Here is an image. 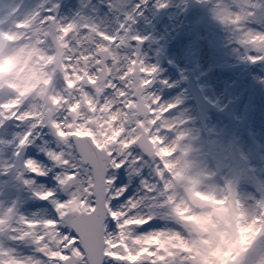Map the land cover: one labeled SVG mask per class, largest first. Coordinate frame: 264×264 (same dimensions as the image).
Listing matches in <instances>:
<instances>
[{
    "label": "snow or ice",
    "instance_id": "obj_1",
    "mask_svg": "<svg viewBox=\"0 0 264 264\" xmlns=\"http://www.w3.org/2000/svg\"><path fill=\"white\" fill-rule=\"evenodd\" d=\"M16 4L28 23L40 25V47L49 54L61 50L66 67L52 82L63 103L50 118L27 104L0 101V176H13L35 198L31 207L44 209L36 216L20 214L16 196L0 204V264H186L183 250L170 244L183 238L184 222L158 193L183 174L176 158L187 154L180 147L186 133L178 130L182 120L166 115L179 101L161 103L151 91L156 66H145L135 48L122 51L127 41L144 39L128 36L133 15L126 14L110 34L95 24L61 20L55 3ZM212 11L241 33L239 43L253 50L246 56L250 62L264 61V32L249 24L264 12V0H215ZM146 162L151 179L144 175ZM132 165L144 177L146 195L137 198L121 178ZM189 179L193 191L221 203L249 233L245 251L264 244V202L247 208L231 187H201V174ZM160 219L168 223L160 226Z\"/></svg>",
    "mask_w": 264,
    "mask_h": 264
},
{
    "label": "bare ground",
    "instance_id": "obj_2",
    "mask_svg": "<svg viewBox=\"0 0 264 264\" xmlns=\"http://www.w3.org/2000/svg\"><path fill=\"white\" fill-rule=\"evenodd\" d=\"M9 3L10 0H7ZM55 2L50 1L49 4H53ZM113 5L118 7L123 5L121 0H113ZM98 12L96 10H93L92 15L94 16V23L95 24H103L104 26L107 25V18L103 15H97ZM214 21L220 22L222 26H220L218 29L221 33L224 34L228 32L227 27H231L233 25H228L222 23L220 20H218L214 15L212 11V18ZM264 22V21H263ZM26 30H30L29 33L21 34L20 35V46H18L17 50H14L13 53H11L10 56L5 57L0 63H3V65L6 66V71L9 72L8 79L5 80L2 85L0 86V101L7 100L9 105H11L14 102H19L22 104H27L30 108L34 110V104L39 101L38 96H41L44 94V98L49 96L51 92L53 91L52 87V81L46 82L42 76L45 75V73L49 70L50 65L42 60L38 56V51L44 50L47 48L40 47V40H39V34L38 31H35V23L32 21L31 23L25 22ZM251 25V30L253 32H264V23L262 24H256L252 25L251 22H249ZM15 26H7L3 30V34H9V33H15V31L12 32V28ZM40 28V26L38 25ZM235 27V26H234ZM236 34L240 37L241 33L237 30L235 27ZM212 38L214 39H220L221 37H214L212 35ZM34 44L38 45L40 48H36ZM222 44V40L220 42V45ZM239 45H241L239 43ZM221 54L224 57L227 56H234L235 53L240 49L235 43H233L232 39L229 38L227 41L225 40L222 44ZM237 51H236V50ZM30 50L32 54L30 56L32 57V60L29 59L30 56L27 57L29 59L28 67L26 69L27 73L20 74L17 76V72L15 69L17 68V62L20 60L22 54L27 55V51ZM24 51H26L24 53ZM236 51V52H235ZM246 56L248 55V52L245 53ZM243 56V55H242ZM246 56L241 57L240 61L236 65H228L225 63L222 65L223 68H231V73H224V78L226 80H222V82H226L225 85L229 87H238L240 90L242 87L249 86L251 89L248 91V94L253 95V105L249 109L250 112L247 114L246 118V127L244 126L245 136L242 142H253V145H255L259 150L264 149V131L261 126V121H264V70L259 67L261 63H264V61H258L256 66L249 65V60L246 58ZM225 61H228V59H223ZM243 61L245 63V66H243ZM254 73V74H252ZM226 74V75H225ZM17 78L18 83L20 81H25L29 79L31 81L33 78V81L30 85L25 87L22 90H17L16 83L14 82V78ZM254 77V81H251ZM28 82V81H27ZM26 83V82H25ZM25 83H22L20 85H24ZM236 83L239 85H236ZM205 88L207 89L206 85ZM179 99V106L176 108V112L174 114L176 120H182L183 123L179 125V127H184L185 125H188L186 122L188 121L189 126H191V119L189 118L190 112L185 106V104L180 100L179 96L176 97V100ZM58 106H60V102H55V97L52 96V100L49 101V109L51 110V116L54 115L57 110ZM50 116V117H51ZM111 123V119L107 121ZM180 131V129L178 128ZM186 135L184 138L180 141L181 148L187 149L186 156L178 154V164H181V166L185 167V171L188 174V178L185 179L181 176H176L174 180L168 181L166 188L158 189V193L161 197H167L168 199L165 201L166 205L169 206V213L171 210V207L174 205L175 209H177V203L178 196H174L171 194V184H176L177 191L179 190L178 187L184 186L183 183L187 181L185 184H190V177H200V174L202 178L205 180L204 183H202L201 187H209L213 186L216 189L223 191L225 189V186L222 183V180L218 178L217 176H211V174L206 173L205 170L208 166L214 163L215 156H218L217 150H220V143L223 140H228L231 135L234 134L239 137L238 130L234 128V130L231 132L229 131L228 134L222 131L219 128L213 127L212 130L207 134V137L205 138L200 132L197 130H192V128L189 129H183L181 130ZM49 135H51V132H49ZM246 149V147H244ZM161 155H167V152L161 153ZM261 158H260V157ZM255 155V158H253V155L251 154L248 146L247 153H243L244 159L247 160V163L244 168H242L239 171V175L237 179L232 183L233 187H236V190H239L240 195L242 197L243 205L247 208H253L256 207L255 204V196H258L259 198L264 197V159L262 158L264 155ZM219 157V156H218ZM250 160V161H249ZM4 157L3 154H0V167L3 166L4 163ZM187 162V163H186ZM135 168L134 165L129 166L128 168H125L124 175L127 177L126 184L128 185L129 189L131 190V196L133 198H137L141 195H146L143 191V187L141 184V180L144 178L143 176H139L136 171L133 169ZM263 174V175H262ZM144 175H146L149 179L154 175V172L148 173L144 171ZM231 183V180H228ZM0 204H7L8 201L12 196H16L18 199L17 203V211L21 212L20 214H26L28 216H36L39 215L44 211L43 208H34L31 207L32 204L36 203V200L34 197L30 195V193L25 192L23 195H18L15 192V189L13 186H7L2 179V176H0ZM201 194V193H200ZM202 196L206 197V200L211 203L212 205L220 206V203L212 200L210 197L205 196L201 194ZM177 215L181 218V211H176ZM204 219V215L202 214L199 218L200 221ZM168 222L164 221L163 219H160V226H165ZM236 243L242 248V252H247L250 250L248 247V250L245 251V244L240 239L237 240ZM171 243H174L177 245L176 251L179 253L181 250L184 252L185 261H189V254L190 250L194 249L193 243L188 239L183 237L180 240H174L171 241ZM204 246L200 245V249H202L200 252H197V255L199 258H201L200 264H206L211 259L215 258L213 244L207 243L203 244ZM213 251V253L211 252ZM202 254V255H201ZM248 256L245 259L246 263H249V260L255 261L254 264H262L264 263V246L257 249H252L250 253L247 254ZM256 258V259H255ZM194 258H192V261ZM197 264V263H196Z\"/></svg>",
    "mask_w": 264,
    "mask_h": 264
},
{
    "label": "rangeland",
    "instance_id": "obj_3",
    "mask_svg": "<svg viewBox=\"0 0 264 264\" xmlns=\"http://www.w3.org/2000/svg\"><path fill=\"white\" fill-rule=\"evenodd\" d=\"M5 1H7V0H0V25L7 23L5 21L6 13L8 10H12L15 3H16V0H11V1H9V3H5ZM44 1L45 0H30L29 6L34 8V7L44 3ZM212 9H213V7L208 12H206V14H204V16L198 18V21H197L199 23L198 26L196 24V27L194 25L191 28H189L192 20L186 22V25L184 27V32L182 33V35L176 37L175 38L176 40H172V41H176V44L173 46V50L171 51L173 53V54H171V58H173V59L176 58L178 54H180L183 58H185L190 53L192 54V52L189 50V48L191 47V44L187 40L188 33H190L192 29H196V31H197V49H201L200 53L203 51L202 54L204 53L203 55H207L208 53L212 54L213 52L217 51V56H216L217 61H216L215 65H212V63L209 62V64L207 66L204 64H202V65L197 64L195 66V63H194L192 69L194 71L196 80L199 83L201 92L203 93L205 99L208 100L210 103H212V105L214 107H216L217 109L222 107L225 104V102L229 99L238 98L240 101L239 106H238L237 111H236V114L232 119H226L225 117L212 116L211 115V116H209V118H208L209 120L206 123V127H205V130H207V129H209V127H211L213 125L215 128H219L227 134L229 131L232 132L234 130V128H236L238 130V133H239L238 138L234 134V137H233V135H231L229 140H223L220 143V145H221L220 150H217L219 157L215 156L216 163L212 167L206 168V173L211 174V173H213V170L215 169V170H217V172L220 176L228 177L229 179H233L234 177H238V175L240 174L239 171L242 168H244L246 163H247V160L244 159V157H243V153H247L248 146H249V150H250L251 154L253 155V158H255L256 154L258 156L264 155V149L258 151L257 147L255 145H253L252 141L246 142V140H245V142H242L244 139V136H245L244 126L246 127V118H247L246 116L250 112L249 109L253 105V95L248 94V91L251 88L249 86H246V87H242V89L240 90V88H238V87L226 86L225 85L226 82H222V80H226L225 78H223V74L217 75L215 72V69L216 68L221 69L222 73H227V72L229 73L231 71V69L230 68H223L222 65H224L225 63L227 64V66L228 65H236V64H238L241 56L244 53L248 52V54H249V52L253 51V50L242 45L244 47L240 48L238 51L235 49L237 51V53H235L234 56L223 57L221 54V51H220L221 50L220 47H222V44L224 43V41L225 40L227 41L229 38H231L233 43L239 44V36L236 34L234 26L227 27L228 32L227 33L224 32V34L219 33V32H214L213 29L217 30L220 26H222V24L220 22H217V21H214L213 19H211L212 18ZM27 19L28 18H27L26 12L21 10V12L17 15V17H15V19L12 22H10L11 23L10 27L17 25V21L26 22ZM263 21H264V12H261V13H258V16L256 18H254L253 21H250V22L252 25H256V24L264 23ZM1 28L2 27H0V38H3V36H1V33H3L4 31L2 32ZM26 31H28V30H26V28L24 27V29L18 30V32L10 34V37H11L10 39L15 41V39H17L16 37H17L18 33L26 32ZM108 31H110V29ZM41 32H42V29L40 28L38 31V34H40ZM212 35L214 37H221V39H222L221 46H219L218 43H215V41L212 38ZM171 39H173V38H171ZM206 45L210 46V48L213 49V52L207 51ZM185 50H187L186 53H184ZM25 52L26 51H24V53ZM26 53H27V55L22 54L20 60H18V62L16 64L17 68L15 69V71H18V69H19V72H18L19 74L27 73L26 69L28 67L29 59L32 60L33 56H30L32 54V52L29 50ZM47 54L49 55V52ZM47 54L44 53L43 55L47 56ZM55 54H56V60H55V64H54L53 55H55ZM254 54H260V53L257 50V51H255ZM10 55H11V52L8 53L6 56H4L2 58V60L5 57L10 56ZM212 55H214V54H212ZM28 56H30L29 59H27ZM58 56L59 55H58V49H57L55 51H52L51 56L47 58V62L52 63L51 69H53V68L56 69L57 75H58L59 71L61 70V68H60L61 63H60ZM245 56H246V54L244 55V57ZM223 59H228V61H225ZM257 62L252 63L249 61L247 66H249V65L256 66ZM172 63L173 62H171V64ZM243 66H245L244 61H243ZM62 67L64 70V68H65L64 62L62 64ZM259 67L264 70V63H261L259 65ZM173 69H174V74H172L173 76H171V78H172L171 89H175L176 91L183 90L184 88L181 89V85L178 82V80L182 77V75L185 74L186 69L182 68L181 66L174 67ZM0 71H4L5 74L7 73L6 66L3 65V63H0ZM252 74H254V73H252ZM44 76H42V77H44ZM6 77H5V80L8 79V77L7 78ZM216 78L218 81L217 83L215 82ZM203 80H206V81L202 82ZM32 81H33V79L31 81H28V82L26 81V83L24 85H20L21 84L20 82L16 83L17 90L19 91V90L27 87L28 85H30L32 83ZM251 81H254V77L252 78ZM212 83H215V85L211 88ZM205 85L208 86L207 91L209 90V92H205ZM236 85H238V84L236 83ZM55 93H57V95L60 94L59 92H55ZM179 93L174 92V94L171 95V103L176 102L177 96H179L180 100L183 99V101L189 106L190 117L192 118V124H193V117H192L193 107L191 105L190 98L185 91L184 92L180 91ZM177 101H179V99ZM36 107H37V105L35 103L34 110H37ZM173 113H174V108L171 109V117L170 118L173 120H176L175 117L172 116ZM119 119H120V123H121V120L125 121V117H119ZM261 126H262V129L264 131V121H261ZM109 127H111V123L109 124ZM118 129H119V127L115 130H118ZM114 131H113V135H114ZM232 144H235L237 146L239 154H240V161L236 165L230 164L228 162L227 155H226L227 146L228 145L230 146ZM244 147H246V149ZM262 158L264 159V156ZM148 163H150V162H146V164L143 166V169H146L147 171H148V167H147ZM177 167H178V165H177ZM178 171L183 173L182 175H179V176L184 177L185 179L188 178V174L185 171L184 167L182 169L178 167ZM3 179H4V177H3ZM122 180H123V182H125L124 178H122ZM4 182L7 184V180L5 181V179H4ZM9 186H13V188H15V190H17L16 192L19 194H22V193L27 191L26 189L20 190V188L17 187L16 185H9ZM175 186H176V184H175ZM182 191L184 194V198H186V199L193 198L195 194H199V192L193 191L192 186H190L189 184L184 185ZM200 196L202 197V195H200ZM202 199L205 201L204 196L202 197ZM255 202H256V205L258 207L260 203L264 202V197L262 200L261 198H257V196H256ZM182 204H183V202H182ZM214 207L216 209H214ZM192 212L195 213V215L192 218L190 216H186V218L183 217V219H182V221L184 222L182 225L184 235L186 237H188V239L192 240L193 244L195 243L194 244L195 250L190 252V260L186 261V264H196L197 263V261H194V260L192 261V258H194L193 253L194 252L196 253V250H197L196 245H198L199 242H201V243L202 242H208V243L213 244V249L217 253V257L214 260L213 264H222L223 260L225 259L224 256L221 257V252H222L221 243H223V242H225L227 247L229 249H231L233 252V256H231L230 264H242L244 262L245 255H240L241 254V253H239L240 250L238 252L236 249H234L232 247L235 238H237V236L241 232V230L239 229L238 223H237L238 235L236 237H230L231 235L229 236L227 234L228 232H226L227 231L226 226H227L228 220L229 219H235L236 220V218L232 215V213L226 211V209H223V208L219 209L218 207L213 206L211 203H208V204L206 203V211H204L205 213L202 212L205 214L204 219L200 223L199 218L201 216V213L196 212V211H192ZM198 214H200V215H198ZM195 219H197V220L195 221ZM189 221L196 222L204 230V237H202V238L196 237L191 232H189V230H187ZM185 236H183V237H185ZM243 238L245 239V242L248 244L249 233L248 232L244 233ZM254 245L256 246L258 244H254ZM198 259H200V258L198 256H196L195 260H198ZM250 264H254V263L251 262Z\"/></svg>",
    "mask_w": 264,
    "mask_h": 264
}]
</instances>
